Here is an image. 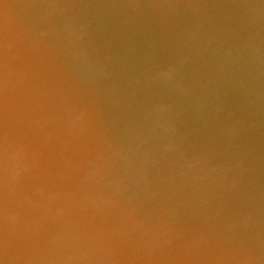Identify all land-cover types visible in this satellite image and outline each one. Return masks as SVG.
Here are the masks:
<instances>
[{
  "label": "water",
  "instance_id": "water-1",
  "mask_svg": "<svg viewBox=\"0 0 264 264\" xmlns=\"http://www.w3.org/2000/svg\"><path fill=\"white\" fill-rule=\"evenodd\" d=\"M0 264H264V0H0Z\"/></svg>",
  "mask_w": 264,
  "mask_h": 264
},
{
  "label": "clouds",
  "instance_id": "clouds-1",
  "mask_svg": "<svg viewBox=\"0 0 264 264\" xmlns=\"http://www.w3.org/2000/svg\"><path fill=\"white\" fill-rule=\"evenodd\" d=\"M18 178V173L10 172L7 165L4 166L3 171H0V183L4 185L5 188H8L12 181Z\"/></svg>",
  "mask_w": 264,
  "mask_h": 264
}]
</instances>
